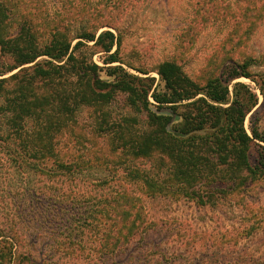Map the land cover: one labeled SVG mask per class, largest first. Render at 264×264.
Here are the masks:
<instances>
[{
    "label": "trees",
    "instance_id": "trees-1",
    "mask_svg": "<svg viewBox=\"0 0 264 264\" xmlns=\"http://www.w3.org/2000/svg\"><path fill=\"white\" fill-rule=\"evenodd\" d=\"M126 1L104 0V8L91 9L88 0H80L89 16L82 6L67 22L48 20L52 13L45 0H30L32 6L28 0H0V166L12 169L28 198L24 203L29 201L20 207L25 214L15 217L22 220V235L4 225L11 215L0 221V264H40L20 252L27 244L24 229H42V214L31 215L39 211L36 201L48 199L54 207L60 202L32 188L31 176L73 183L90 170L109 173L95 184L98 192L109 191L98 196L101 207L72 218L96 229L101 258L156 230L162 220L150 218L144 197L187 198L206 206L264 183V126L251 121L250 133L245 127L259 99L247 84H232L251 79L264 97V75L257 79L251 72L257 60L233 57L244 53L264 22V0H236L234 10L222 6L224 0L195 3L194 22L201 21L203 29L211 19L231 26L210 59L219 72L203 83L176 60L159 64L158 83L124 62L123 35L104 12ZM64 6L75 8L74 0H64ZM81 14L84 22L73 36L71 26ZM193 29L191 43L199 33ZM97 54L103 65L94 61ZM78 193L72 190L68 197L74 200ZM73 204L61 208L77 212ZM58 225L71 241L84 233L81 224L61 220Z\"/></svg>",
    "mask_w": 264,
    "mask_h": 264
},
{
    "label": "rangeland",
    "instance_id": "rangeland-1",
    "mask_svg": "<svg viewBox=\"0 0 264 264\" xmlns=\"http://www.w3.org/2000/svg\"><path fill=\"white\" fill-rule=\"evenodd\" d=\"M79 1L74 0L75 8L71 9L64 6V0H45L52 13L47 19L68 22L67 17L76 14L78 10L75 9L84 5ZM197 1L199 0H128L120 9L104 12L117 24L123 35L121 57L124 62L146 70L149 72L148 76L156 78L157 83L159 76L156 69L166 60H176L197 82L203 83L216 75L219 69L215 63H210V59L228 38L231 26L228 20L211 19L203 29L201 21L194 22V5ZM235 1L224 0L225 3L221 5H231V10H234ZM28 2L31 4L30 0ZM87 4L91 9L104 8V0H88ZM84 6L81 11L83 15L89 16L86 12L88 9L84 12ZM19 10H22V2L19 3ZM229 20L232 22V18ZM81 22H84L82 14L78 15L77 22L71 23L73 36L80 31ZM190 27L194 28L191 32L199 30L193 43L187 40ZM101 30L115 31L110 27H103ZM233 57L241 62L254 58L257 63L252 65L251 72L257 79L261 74L264 75V22L247 41L244 53H236ZM94 61L103 65L101 54L95 55ZM124 67L135 75L146 77L127 65ZM236 82L250 86L259 99L258 105L246 119L245 127L250 133L251 121L264 126V97L255 81L241 77L232 84ZM253 152L252 162H255L256 148ZM108 175V172L90 170L79 175L78 180L73 183L65 179L49 182L44 178L31 176L32 188H40L47 195L52 193L60 205L55 204L54 207L48 199H40L39 203L36 201L39 211L31 215L42 214V229L37 231L32 226L24 229L27 244L23 249L20 248V252L23 250L31 254L40 264H264V183L255 184L239 192V195H228L206 206L187 198L175 201L167 197H144L150 218L162 220L156 230L133 241L117 254L101 258L95 251L98 234L96 229L90 223H84L83 219L76 221L72 218L87 216L86 208L94 214L101 207L98 196L101 193L107 195L109 191L98 192L95 184ZM72 190L81 192L74 200L68 197ZM85 191L87 193L84 194ZM26 198L22 194V188L17 185L16 174L12 169L0 166V221L11 215L12 220L4 225L14 226L21 235L22 220L17 221L15 217L25 214L20 207L23 209L24 205L29 204L28 200L24 203ZM62 203H74L78 211L74 212L66 207L62 210ZM37 209L34 207V210ZM61 220H68L77 224L76 226L81 224L84 233L79 235V241L76 242L77 238L74 236L75 241L65 239L62 235L64 231L58 225Z\"/></svg>",
    "mask_w": 264,
    "mask_h": 264
}]
</instances>
